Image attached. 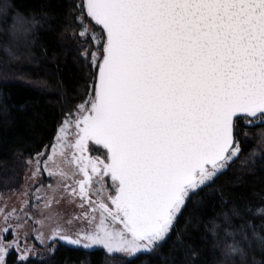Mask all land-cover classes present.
Segmentation results:
<instances>
[{
	"label": "snow or ice",
	"instance_id": "1",
	"mask_svg": "<svg viewBox=\"0 0 264 264\" xmlns=\"http://www.w3.org/2000/svg\"><path fill=\"white\" fill-rule=\"evenodd\" d=\"M70 16L80 102L25 161L22 207L0 208V264H35L29 220L49 255L64 244L134 264L213 201L204 243L218 264H264L251 210L217 187L264 129V0H73ZM199 257L190 248L186 264Z\"/></svg>",
	"mask_w": 264,
	"mask_h": 264
},
{
	"label": "trees",
	"instance_id": "2",
	"mask_svg": "<svg viewBox=\"0 0 264 264\" xmlns=\"http://www.w3.org/2000/svg\"><path fill=\"white\" fill-rule=\"evenodd\" d=\"M73 0H0V64L18 73L24 82L0 81V194L19 188L25 161L48 145L63 113L79 103L78 67L70 49L75 47L72 32L76 28L70 13ZM16 53L10 59L4 52ZM260 131L252 130L253 142H245L243 156L228 176L218 181L224 199L236 200L251 210L246 219L264 234V217L256 210L264 208V163L253 166L248 158L264 155L257 139ZM248 161V163H244ZM216 201L207 203L198 213L189 209L180 221L179 239L171 240L157 254L141 256L134 264H186L190 248L200 253L197 264H218L221 257L205 244L206 228L220 208ZM240 221H237L239 226ZM16 254L9 260L14 264ZM259 259V256H257ZM128 264L119 256L106 257L102 250L91 254L60 244L55 255L34 258L35 264Z\"/></svg>",
	"mask_w": 264,
	"mask_h": 264
},
{
	"label": "rangeland",
	"instance_id": "3",
	"mask_svg": "<svg viewBox=\"0 0 264 264\" xmlns=\"http://www.w3.org/2000/svg\"><path fill=\"white\" fill-rule=\"evenodd\" d=\"M0 81L19 83V82H24L25 80L18 73L13 72L9 68L4 66L3 64H0ZM27 174H28V168L27 166H25V170H24L23 177H22V182L19 188L9 190V191L6 190L0 194V208L4 207L5 203H7L8 210H11L12 208H16L17 210H19L22 207V198L18 194L26 190L25 177ZM43 182L45 185H47L48 183H52L53 181H50L45 176ZM31 211H32V215L36 219H42V216L39 212L35 211L34 209ZM49 211H59V212L66 213L70 211V209L67 208V206L64 203H61L59 205H53L51 209H44V214L47 215ZM0 224H2V217H0ZM34 227H37V226L33 225L32 221L29 220L25 226V229H23L22 231L26 230L30 233L28 244L35 245L36 252L39 253V255L35 256L34 258L42 259V258L47 257L49 254L46 248L41 247L40 244L32 238L35 235V232L33 231ZM9 239H11V237H9ZM116 262L112 264H116Z\"/></svg>",
	"mask_w": 264,
	"mask_h": 264
},
{
	"label": "flooded vegetation",
	"instance_id": "4",
	"mask_svg": "<svg viewBox=\"0 0 264 264\" xmlns=\"http://www.w3.org/2000/svg\"><path fill=\"white\" fill-rule=\"evenodd\" d=\"M94 154H99V153H94Z\"/></svg>",
	"mask_w": 264,
	"mask_h": 264
}]
</instances>
